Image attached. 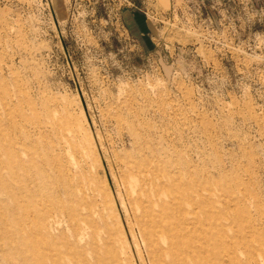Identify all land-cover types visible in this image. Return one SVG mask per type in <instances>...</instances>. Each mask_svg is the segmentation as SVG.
Segmentation results:
<instances>
[{
  "label": "rangeland",
  "instance_id": "374dc122",
  "mask_svg": "<svg viewBox=\"0 0 264 264\" xmlns=\"http://www.w3.org/2000/svg\"><path fill=\"white\" fill-rule=\"evenodd\" d=\"M0 264H264V0H0Z\"/></svg>",
  "mask_w": 264,
  "mask_h": 264
},
{
  "label": "crops",
  "instance_id": "0c3cea01",
  "mask_svg": "<svg viewBox=\"0 0 264 264\" xmlns=\"http://www.w3.org/2000/svg\"><path fill=\"white\" fill-rule=\"evenodd\" d=\"M131 15H132L131 17H132V19H133V17H134V14H131ZM145 22H146V20H145ZM146 23H147V22H146ZM143 34H145V33H144V32H142V30H140V31H139V35H143Z\"/></svg>",
  "mask_w": 264,
  "mask_h": 264
},
{
  "label": "bare ground",
  "instance_id": "6f19581e",
  "mask_svg": "<svg viewBox=\"0 0 264 264\" xmlns=\"http://www.w3.org/2000/svg\"><path fill=\"white\" fill-rule=\"evenodd\" d=\"M200 194V193H199ZM151 203V202H150ZM140 204V203H139ZM152 205V204H151ZM150 205V206H151ZM139 207V206H138ZM152 207V206H151ZM143 208V207H142ZM196 212V211H195ZM189 213V212H188ZM190 215V214H189ZM192 215V214H191ZM143 216V215H142ZM144 218V217H143ZM209 218V217H208ZM143 222V221H142ZM192 224V223H191ZM207 224V223H206ZM195 225V224H194ZM208 226H209V224H208ZM190 227V226H189ZM206 228V227H205ZM212 230V229H211ZM177 236H179V235H177ZM202 236V235H201ZM181 241V240H180ZM173 251V250H172ZM198 251V250H197Z\"/></svg>",
  "mask_w": 264,
  "mask_h": 264
}]
</instances>
